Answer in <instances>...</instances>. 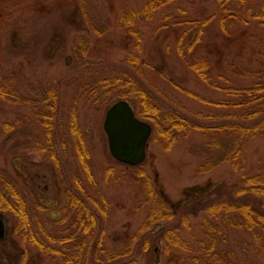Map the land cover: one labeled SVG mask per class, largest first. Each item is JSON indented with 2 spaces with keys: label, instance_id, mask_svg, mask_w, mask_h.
<instances>
[{
  "label": "rangeland",
  "instance_id": "rangeland-1",
  "mask_svg": "<svg viewBox=\"0 0 264 264\" xmlns=\"http://www.w3.org/2000/svg\"><path fill=\"white\" fill-rule=\"evenodd\" d=\"M145 1L0 0V78L15 73L36 88L55 86L53 140L58 159L54 164L33 152L37 143L44 141L39 123L16 125L12 134L0 140V191L4 180L15 182L27 198L35 227L39 221L53 234L65 227L58 224L67 213L65 191L76 192L74 179L79 178L87 193L83 200L89 207V198L102 195L108 202L107 216L98 217L95 236L97 240L103 230L96 254L104 263H111L106 261V251L123 249L126 255L119 259L122 264H199L200 258V264H264V258L256 254L251 231L232 226L229 221L222 227L212 219L214 228L209 231L203 210L204 202L216 197V191L232 197L238 189L246 188V178L260 174L264 178V135L247 140L243 170L237 172L222 165L207 174H196L202 158L192 148L202 143V137L195 132L181 133L167 152L151 136L144 162L130 167L111 157L102 128L113 101L93 103V98L80 91L125 72L164 111L199 125L217 127L222 121L217 113L227 111L200 100L223 102L229 99L224 89L249 85L228 69L229 65L249 69L258 52L264 53V0H172L148 22L137 21L131 27L117 25L123 12L137 11ZM92 27L104 30L96 34ZM84 45L86 50L81 55ZM130 54H137L140 60L134 68L123 63ZM200 57L208 60L210 81L220 90L202 83L191 70ZM130 105L137 118L151 124L140 117L139 100L134 99ZM72 109L76 110L83 142L92 157L93 187L84 180L67 131ZM28 115L30 108L0 100V124ZM145 178L153 193L167 201L169 216L140 234L146 212L134 214L132 208L136 200L144 198L141 185ZM190 194H195L193 199H189ZM0 222V264H61L58 258H47L36 247L23 245L13 234L15 219L10 213L0 211ZM171 228L186 242L188 251L166 246L162 232Z\"/></svg>",
  "mask_w": 264,
  "mask_h": 264
},
{
  "label": "trees",
  "instance_id": "trees-1",
  "mask_svg": "<svg viewBox=\"0 0 264 264\" xmlns=\"http://www.w3.org/2000/svg\"><path fill=\"white\" fill-rule=\"evenodd\" d=\"M170 1L172 0H146L137 11L123 12L116 23L120 27H131L137 21L148 22ZM92 30L96 34H101L104 29L92 27ZM197 41L198 39L195 40V42ZM136 48L140 52L141 42L138 38ZM80 50L83 55L86 45L82 46ZM139 62L137 54H130L123 61L125 65L132 68L136 67ZM207 69L208 60L204 57H200L196 63L191 65V70L202 83L212 89L220 90L218 85L210 81ZM228 71L234 73L238 78L247 80L249 85L224 89L225 95L229 99L223 102L200 100L202 104L227 111L226 114L217 113V117L222 120L217 127L199 125L172 111H164L156 102L152 101L146 90L125 72L87 85L80 91L83 90L87 93L88 98H93V103L100 101L101 104H106L116 100H126L130 103L134 99L139 100L142 107L139 113L140 117L151 123L154 143L159 144L166 152L172 149L181 133L184 135L190 132L199 134L202 137V143L192 148L198 151H191L202 158L196 174H207L222 165H228L237 172L243 170L247 140L256 135H264V53L258 52L251 68L244 69L229 65ZM0 100L30 108V115L20 116L12 123L3 122L0 124V140L4 135L12 134L16 125L39 123L43 129L44 141L37 143L33 152L38 153L43 160H50L54 164H58L53 140L57 109L55 86L36 88L27 82L23 75L10 73L0 78ZM210 117L208 115V120ZM67 126L84 180L93 187L95 185L93 161L83 142L75 109L69 113ZM263 179L261 174L246 178L244 180L246 188L238 189L232 197H223V195H219L220 191H216L214 196H217L206 200L203 205L206 226L209 231H213L214 228L209 219L217 220L222 227L226 221H229L232 226L251 231L255 241V251L260 258H264ZM74 186L76 192L67 188L65 191L67 213L58 221L59 226L65 227L59 232L48 233L39 221L38 228L35 227L34 219L28 212L26 196L11 180L3 182V190L0 191V211L10 213L15 219L13 234L20 239L23 245L36 247L47 258L56 257L61 264H108L102 262L96 254L102 245L103 230L95 240L98 217L107 216L108 202L102 195L99 199L89 198L93 209L83 200L87 193L79 178L74 179ZM141 188L144 198L136 200L132 208L134 214L139 210L146 212L144 222L138 229L140 234L149 230L152 225L165 221L169 216L166 210L167 201L161 195L153 193L147 178ZM75 193H78L80 197ZM201 194L199 195L202 196ZM193 195L195 194H190L189 199H193ZM257 207L261 209L259 210ZM162 238L168 248L189 250L186 242L182 241L175 228L163 231ZM106 255V261L111 262L110 264H122L119 259L126 255V251L123 249L113 253L106 251ZM216 258L213 255L212 259L217 260ZM198 260L200 264L202 259ZM112 261L115 262L112 263ZM201 264H204L203 261ZM225 264L234 263L230 261Z\"/></svg>",
  "mask_w": 264,
  "mask_h": 264
},
{
  "label": "water",
  "instance_id": "water-1",
  "mask_svg": "<svg viewBox=\"0 0 264 264\" xmlns=\"http://www.w3.org/2000/svg\"><path fill=\"white\" fill-rule=\"evenodd\" d=\"M103 131L107 137L109 153L115 161L130 167H136L144 161L151 127L135 117L126 101H117L107 109ZM170 207L173 208L171 204ZM2 236L0 222V237Z\"/></svg>",
  "mask_w": 264,
  "mask_h": 264
}]
</instances>
